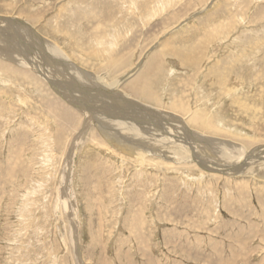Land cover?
Masks as SVG:
<instances>
[{"label": "rangeland", "instance_id": "obj_1", "mask_svg": "<svg viewBox=\"0 0 264 264\" xmlns=\"http://www.w3.org/2000/svg\"><path fill=\"white\" fill-rule=\"evenodd\" d=\"M0 22L18 56L51 43L97 83L93 106L117 93L152 145L176 143L140 165L84 128L58 80L0 55V264H264V159L226 176L214 145L264 149V0H0ZM151 68L150 90L135 91ZM167 113L194 135L158 133Z\"/></svg>", "mask_w": 264, "mask_h": 264}, {"label": "bare ground", "instance_id": "obj_2", "mask_svg": "<svg viewBox=\"0 0 264 264\" xmlns=\"http://www.w3.org/2000/svg\"><path fill=\"white\" fill-rule=\"evenodd\" d=\"M3 22H4V20H3ZM3 22H2V25L4 24ZM18 23H20V22H18ZM0 24H1V22H0ZM14 25L16 27L15 23H14ZM18 26H20V24ZM2 27H4V26H2ZM4 28L6 29V25H5ZM5 29H3V30H5ZM22 29H23V26H22ZM30 30H31V32L34 35V41H35L36 40V33H35V31L33 29H30V27H29V31H27V35L28 34L31 35L30 34ZM19 31H21V30H19ZM24 32H26V30ZM12 33H14V32H12ZM17 33L18 32H16V34ZM23 34L25 35V33H23ZM4 35L0 31V47H1L0 48V55L1 56L3 55L2 59L4 57L7 60L10 59V61L11 60L15 61L16 60V59H14L15 58L14 57L15 53L17 54V56L19 54L18 46L12 43V41H13L12 38L7 39ZM29 35H28V37H30ZM15 36H17V35H15ZM20 41H22V40H20ZM17 43L19 44L20 42L17 41ZM33 43L36 44V41L33 42ZM41 43H42V40L40 42V45H38L39 43L37 41V45H38L37 46L38 47L37 50H38V52L37 53L34 52L35 55L32 54V56L29 57L25 53L27 55V57L26 56L25 57L24 56H18L19 60L17 59L15 61V63H17L21 67H25V68H28L30 66L31 67H35L37 69L36 74L40 75L41 77L44 76L45 79H46V82H47V80L51 81V79L56 80V81L58 80L56 83H52L53 90L54 91H58L59 90V92H60L59 94H61L63 97H65V99L67 98L68 100L67 99L66 100L68 101V103H71L72 105L78 107L79 111H81L86 116V123H85V127L84 128L88 127L89 125L93 124V122H94L95 124H97L99 126V128L101 129L102 134L105 137H107L108 139H111L113 141H117L118 145H122V146L123 145L125 146L126 144H129L128 145V147H129L128 149L133 150V152H135L137 154V156L142 157V158H140V160L138 159L140 161V163L138 161V163L140 165H143L145 163V154L142 153V152H144V151H152V152H154L155 150H162V148L163 149L172 148L173 145L176 144L175 142H171L172 140L167 142V140L163 139V137H162V138L158 139L159 143L157 142V145L154 146L155 144L152 143L151 140L147 139V137L144 136L147 133L143 132V131H140L138 129V128H141L140 126L138 127V120L143 119V118L145 119V117H141L140 116V114H139L140 112H138L139 109L136 108L137 104L134 105V103L132 101L128 100V99L126 100V99H123L122 97L120 98V96L117 93H112V92H108L106 90L105 91L103 90V92H101V93L103 94L104 97L110 99V101H106V100L102 101L101 100V102H100L101 104L99 106H96V104H94V106H93L92 102L98 101V97H99L98 95H100L99 91L97 93H95V90H98V88L96 87V86H98L97 83H95L93 80H91L89 78H86V77H88L86 73H84V72L80 73L79 72L80 69H78L76 67H73L72 64H70L68 62V60H66L65 57L63 55H61L62 53H60V51H58L57 48L52 46L51 43H47L46 42L47 43V47H45L43 45L41 46ZM23 44H24V42H23ZM19 45L21 47V43ZM28 48H29V50L24 47V52H27L28 54L32 53L31 52V51H33V50H31L32 46H30ZM20 53H21L20 55H22V51ZM49 54H51L52 56L49 55ZM36 55H38V56L36 57ZM119 61H120V58H119ZM116 62H115L114 65H116ZM35 71L36 70H34V72ZM152 71H153L152 68H151L150 71H148L150 73L148 79L146 78L145 75L141 79V87H140L139 84H137L135 82L136 83V84H134L135 88H136L135 91L139 92V90H140V91L147 92V91L150 90V85H151L150 80H153V77H154L152 75L153 74ZM59 76L62 78L61 81H59L60 80ZM42 79L44 80V78H42ZM81 82H83L84 85L83 84L81 85ZM74 83H76L77 86H75V87L72 86V84H74ZM53 84H55V85H53ZM70 87L72 89H70ZM62 89H64V90H62ZM77 90H78V92H77ZM83 93H84L85 96H83ZM68 94H70V95H68ZM147 96L149 97V94ZM120 99H121V103L122 104L119 106ZM148 100H149V98H148ZM111 101L114 102L115 106L109 105L107 103V102L110 103ZM125 102H127V103H125ZM148 112L149 111H146V110L143 111V113L146 114L149 118L152 115H155V114L157 115V113H156L157 111L156 112L155 111L150 112L151 115ZM97 113L100 115V117L98 116L99 118H101V116H102V118H101L102 120L100 119L101 121H98V119L96 120L95 116H93V114H96V116H97ZM169 114L170 113H167V114L163 115L162 118H161L162 121H159V120L158 121L157 120L156 121H154V120L152 121L153 124H151V125L155 126L156 131H158V133L161 132V127L163 125H165V123H167V124H174L173 126L175 128H170L169 129L170 133L172 135L173 134H175V135H177V134H182V135H186V134L190 135V134H192V135H194L193 132L190 133L191 130H188V129L185 128L184 122H182V120L184 118H182V117L180 118V117H177V116L174 117V113L170 114V115ZM142 116H143V114H142ZM106 120H108V121H106ZM142 121L143 120H141V122ZM148 123H149V121H148ZM163 129H164V127H163ZM165 130H168V129H165ZM126 133H128V135H126ZM123 134L126 135L127 137L123 136ZM195 137H196V135L195 136L185 137V139L186 138L190 139V141L188 143V145H189L188 147L193 149L192 150L193 152L194 151L196 152V149H197V142L196 141L199 140V139L196 140ZM133 139L137 143H134ZM144 139L151 141L150 144H148V145H150L149 148L147 147L146 143L144 141H142ZM155 139H156V137H155ZM162 139H163V141L165 143L162 142ZM151 143L154 144V145H152ZM182 143H184V142H182ZM214 145H216V148L214 147L215 150H216V153L220 154L221 158H223L225 160L230 158L232 160L231 162L228 163V164H230V167H228L226 170L225 169L221 170V168H215V170H217V172H222L223 171L222 174L226 175V176H230L231 177V176H234V175H237V174H242L244 172L243 171V169H244L243 166H246L247 164L252 163V162L254 164H256L260 160L264 159V157L261 156L262 152L264 151V149H261L260 151H255L253 153H245V150H244L240 154H237V153H239V151L241 149L238 148V147L231 146L232 147L231 148V152L233 154L237 155L236 157L235 156L233 157V154L230 151L226 150V148H228V146L227 147L224 146V145L221 146L220 144H214ZM152 146H154V147H152ZM177 146L184 147L185 145L177 143ZM177 146H175V147H177ZM198 150H199V148H198ZM134 156H136V155L134 154ZM258 157H262V158L255 161V159H257ZM198 162H200L199 158H198ZM201 162L203 164H206L207 166H209L208 163H206L205 161H201ZM239 169H241V170H239ZM69 170H70V168H69ZM239 171H240V173H239ZM67 173H68L67 178L66 177L64 178V181H65L64 184H66V186L68 185V182H71L72 170L68 171ZM70 187L71 186L69 185V187L67 186L66 188L70 189ZM65 191H67V190L65 189ZM65 195H66V199H67V197L69 196L68 192H66ZM68 204L72 205L70 210L74 211L75 210V209H73L74 208L73 207L74 204L72 202H69Z\"/></svg>", "mask_w": 264, "mask_h": 264}]
</instances>
